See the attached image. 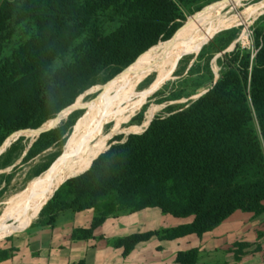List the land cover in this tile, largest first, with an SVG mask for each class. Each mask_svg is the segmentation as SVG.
Masks as SVG:
<instances>
[{
	"label": "trees",
	"instance_id": "obj_1",
	"mask_svg": "<svg viewBox=\"0 0 264 264\" xmlns=\"http://www.w3.org/2000/svg\"><path fill=\"white\" fill-rule=\"evenodd\" d=\"M199 1L210 0H5L0 46L14 20L30 24L16 48L0 51V147L11 134L69 109L103 71L119 76L162 34L172 39L183 8ZM258 46L256 54L237 49L219 58L221 75L208 92L113 144L66 182L64 188L76 187L68 210L94 208L100 223L127 208L156 207L176 218L194 216L181 231L199 236L236 211L264 214V35ZM106 195L115 199L114 212L99 209ZM60 199L58 192L41 214L62 212Z\"/></svg>",
	"mask_w": 264,
	"mask_h": 264
},
{
	"label": "rangeland",
	"instance_id": "obj_2",
	"mask_svg": "<svg viewBox=\"0 0 264 264\" xmlns=\"http://www.w3.org/2000/svg\"><path fill=\"white\" fill-rule=\"evenodd\" d=\"M220 1L224 0L199 1L190 4L186 9L183 8V18L176 23V25H180L178 33L168 40L164 38L165 33L162 34L156 47L170 43L185 30L189 19L209 5ZM263 2V0H239L234 5H229L214 13L210 21L221 24L224 29L208 37L202 44L191 46L183 51L168 69L164 80L162 79L157 87L155 85L149 94H146V91L152 86L154 75L146 76L130 97L111 110L96 126L93 142L109 137L108 145L101 154L107 152L113 144L126 142L131 135L143 134L149 129L155 118L167 117L172 111L187 106L208 92L213 86L211 80H214L215 84L220 78L222 65L218 60L225 54H230L237 49L256 54L259 50L258 40H261L264 35ZM29 24L28 22L18 23L14 20L3 38L0 51L6 54L16 48L18 40H21L29 32ZM170 27L166 31L168 34L171 33ZM224 46L228 47L221 52H216ZM127 70L128 68L119 76H113L111 69L103 71L96 78L94 85L86 89L73 104L65 108L70 107L69 109H63L65 110L63 113L49 118L41 127L36 129L30 127L27 131L15 132L16 134H11L3 142L0 154L8 151L10 153L0 157V218L8 207L13 204L16 206L11 215L0 224V240L16 234L17 232L8 235V232L16 227L24 226L38 212L40 215L58 192L61 193L58 203L60 204L59 210L67 211L71 205L76 203L73 197L76 187L64 188V185L66 182L84 175L91 167L87 168L85 173L67 179L52 197L42 204V207L20 225L26 208L36 199L35 196L25 194L34 191L37 187L35 181L70 155V143L79 124L95 105L108 100L110 93L107 87L116 83ZM195 89L197 91L194 95L186 97V94H192ZM141 97H144V100L140 105ZM170 107L172 110L168 109ZM75 108H80V110L72 111ZM151 112L152 116L148 121V115ZM40 117L30 118V124H35ZM147 122L148 125H146ZM54 126L55 128H53ZM51 128L53 129L45 137L37 134ZM53 164L54 166L50 168ZM98 202L101 212H114L115 199L113 197L106 195L98 199ZM129 210L127 208L122 211ZM190 217L194 218V216Z\"/></svg>",
	"mask_w": 264,
	"mask_h": 264
},
{
	"label": "crops",
	"instance_id": "obj_3",
	"mask_svg": "<svg viewBox=\"0 0 264 264\" xmlns=\"http://www.w3.org/2000/svg\"><path fill=\"white\" fill-rule=\"evenodd\" d=\"M36 216L0 240V264H264V214L236 211L202 236L181 231L193 217L156 207L100 223L94 209Z\"/></svg>",
	"mask_w": 264,
	"mask_h": 264
},
{
	"label": "bare ground",
	"instance_id": "obj_4",
	"mask_svg": "<svg viewBox=\"0 0 264 264\" xmlns=\"http://www.w3.org/2000/svg\"><path fill=\"white\" fill-rule=\"evenodd\" d=\"M237 1L239 0H224L209 5L189 19V24L185 30L170 43L161 47H155L145 53L133 66L128 68L116 83L107 87L110 97L107 101L95 105L79 124L78 130L70 143V155L55 166L54 163L50 167L54 166L50 172H46L44 176L41 175L42 177L35 181L37 187L34 191L25 194L35 196L36 199L26 208L20 224L24 223L29 216L42 207V204L54 194L58 187L62 186L61 184L65 180L85 173L91 167L94 159L105 150L109 137L93 142L94 130L104 117L130 97L146 76L149 74L154 75L153 84L146 91V94H149L152 88L155 85L157 87V84L165 78L168 69L183 51L191 46L202 44L208 37L223 30L224 28L221 24L212 23L210 19L218 10L229 5H234ZM143 100L144 97H141L140 105L143 103ZM151 116L152 112L148 115V121ZM146 125H148V122ZM15 206L13 204L7 208L0 218V224L11 215Z\"/></svg>",
	"mask_w": 264,
	"mask_h": 264
},
{
	"label": "water",
	"instance_id": "obj_5",
	"mask_svg": "<svg viewBox=\"0 0 264 264\" xmlns=\"http://www.w3.org/2000/svg\"><path fill=\"white\" fill-rule=\"evenodd\" d=\"M205 93H206V92H205ZM205 93H204V94H205ZM76 110H80V108H75V109H73L72 111H76ZM72 111H70V112H72ZM61 120H62V118L60 119V121H61ZM60 121H59V122H60ZM59 122H58V123H59ZM55 126H56V125H55ZM55 126H54L53 128H55ZM53 128L48 129V130H44V131H41V132H38L37 134H38V135H43V134L48 133L49 131H51ZM10 150H11V149H10ZM8 152H9V151H8ZM8 152H7V153H8ZM7 153L0 154V157L3 156V155H5V154H7ZM65 181H66V180H65ZM65 181H64V182H65ZM64 182H63V183H64ZM63 183H62V184H63ZM58 188H59V187H58ZM58 188H57V189H58ZM57 189H56V190H57Z\"/></svg>",
	"mask_w": 264,
	"mask_h": 264
}]
</instances>
